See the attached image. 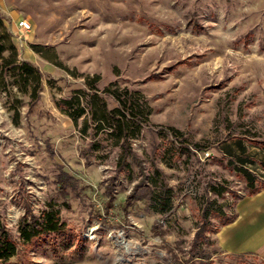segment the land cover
<instances>
[{
	"label": "rangeland",
	"instance_id": "374dc122",
	"mask_svg": "<svg viewBox=\"0 0 264 264\" xmlns=\"http://www.w3.org/2000/svg\"><path fill=\"white\" fill-rule=\"evenodd\" d=\"M2 7L5 26L31 24L15 46L42 76L35 104L16 95V124L14 95H0V218L17 243L12 263L264 264L220 241L251 195L247 175L264 190V0ZM87 77L100 91L138 92L151 109L122 169L118 148L100 141L92 150L91 133L55 104ZM49 210L61 231L23 246L21 221Z\"/></svg>",
	"mask_w": 264,
	"mask_h": 264
},
{
	"label": "trees",
	"instance_id": "16d2710c",
	"mask_svg": "<svg viewBox=\"0 0 264 264\" xmlns=\"http://www.w3.org/2000/svg\"><path fill=\"white\" fill-rule=\"evenodd\" d=\"M35 52L39 53L38 50ZM97 82L98 78L87 77L84 88L72 91L69 97L58 99L55 104L79 129V133H91L92 150L98 148L100 141H107L112 148H118L117 168L122 169L126 166V158L134 155L130 141L138 138L147 125L151 109L138 92L128 94L126 90H111L112 85L100 91ZM41 87L40 70L31 62L19 58L12 35L0 16V95H5L7 100L14 95L8 109L13 112L15 124L20 116L16 104L22 103L16 95L27 98L28 105H33L40 98ZM106 97L111 98L116 105L109 107ZM247 181L249 193L255 194L258 190L253 187L250 175H247ZM62 228L59 214L53 210L30 220L24 219L19 225L22 245L30 246L42 236L59 232ZM17 254V243L10 238L0 218V264H16L11 259Z\"/></svg>",
	"mask_w": 264,
	"mask_h": 264
},
{
	"label": "crops",
	"instance_id": "0c3cea01",
	"mask_svg": "<svg viewBox=\"0 0 264 264\" xmlns=\"http://www.w3.org/2000/svg\"><path fill=\"white\" fill-rule=\"evenodd\" d=\"M3 0H0V11L3 12ZM18 18L7 28L12 35L13 43L20 29ZM224 250L231 254H254L264 259V190L257 191L241 199L237 205L235 218L223 226L220 238Z\"/></svg>",
	"mask_w": 264,
	"mask_h": 264
},
{
	"label": "built area",
	"instance_id": "2783aa9c",
	"mask_svg": "<svg viewBox=\"0 0 264 264\" xmlns=\"http://www.w3.org/2000/svg\"><path fill=\"white\" fill-rule=\"evenodd\" d=\"M16 25L22 32H28L29 30H31V24L25 18L18 20Z\"/></svg>",
	"mask_w": 264,
	"mask_h": 264
}]
</instances>
